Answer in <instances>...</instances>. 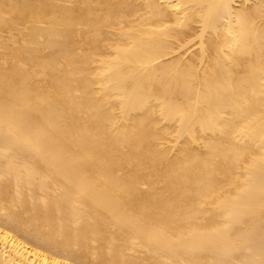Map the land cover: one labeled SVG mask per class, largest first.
<instances>
[{
  "label": "bare ground",
  "instance_id": "bare-ground-1",
  "mask_svg": "<svg viewBox=\"0 0 264 264\" xmlns=\"http://www.w3.org/2000/svg\"><path fill=\"white\" fill-rule=\"evenodd\" d=\"M0 264H264V0H0Z\"/></svg>",
  "mask_w": 264,
  "mask_h": 264
}]
</instances>
